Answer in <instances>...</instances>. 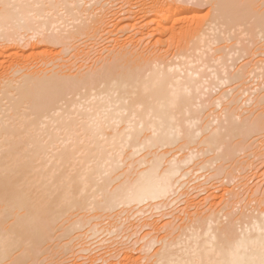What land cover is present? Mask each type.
<instances>
[{
	"label": "bare ground",
	"instance_id": "obj_1",
	"mask_svg": "<svg viewBox=\"0 0 264 264\" xmlns=\"http://www.w3.org/2000/svg\"><path fill=\"white\" fill-rule=\"evenodd\" d=\"M82 1L0 0V264H68L72 258L78 261L80 252L90 255L78 256V259L84 257L87 262L91 259L90 264H96L97 256L93 254L95 248L93 249L92 245H89L90 248L83 246L89 237L97 236L99 225L100 230L104 229V226H101L104 219L118 218L122 223L113 227L112 221L109 224L104 222L107 227L112 223L113 229L107 230L105 227L104 231H108V234L102 231L101 233L113 236L122 227L127 226L128 223L123 225L127 220L130 222L132 217L137 218L144 211L147 213V207L157 209L156 213L164 207H175L178 196H174L183 187H187L186 181H181L191 172H209L193 174L195 179L188 181L191 184L193 181H200L198 185L192 184L195 186L193 189L199 190V197V193H205L207 187L218 185L217 181L226 176L223 174H228V169L234 176L238 175L236 170H246V161L241 162V158L239 160V153L253 146L264 150V64H261L264 59L259 60L260 63L258 61L255 68H249L250 62H245L243 64H249H241L242 67L238 65V69L231 70L234 69L231 67L235 66L229 64L232 63V55H236L237 50H242L243 52H239L244 55L250 51L251 43L264 38V10L254 6L256 0H137L136 6L140 8V15H135L138 18L140 16L139 19L152 18L150 23V19L148 22L143 20L151 29L143 28L147 33H143V29L141 32L143 36L146 33L147 40L157 38L153 46L155 49L149 48L154 39L149 47L146 46L149 50L143 51V45L142 49H139L138 41H143L144 38L142 40L137 37L138 41H135L136 36L133 37L135 42L131 47L133 38L127 36L131 38V42L128 38V42L122 39L124 45L117 43L116 47L110 48L106 57L100 56L98 62H93V66L85 68L86 63H82L84 57L87 61L88 53L83 54L84 57L81 55V65L85 67H78L77 74H69L72 73L70 68H67L69 73L61 70L63 66L71 63V58L69 56L65 60L59 52L51 55L52 50H49L52 57L37 62L26 56L28 49L42 47L40 43L55 47L66 45L68 49L67 44H70L73 38H81L89 33L90 25L87 21H90L89 16L94 13L87 14L89 10ZM263 3L264 0L261 4ZM204 4H212L215 8V12L212 11L215 13L211 17L213 19L207 18L211 21H206V25L201 24L196 15L189 16V13L193 12L192 7ZM99 5L98 10L101 8ZM108 9L111 12V9ZM100 11L101 9L99 14L95 11L94 19L91 17L93 21L102 18ZM113 12L114 10L112 14ZM129 12L131 13V10ZM106 13L104 11L103 14L107 16ZM126 13L128 15V12ZM72 21H76L73 28ZM151 23H154L153 27ZM107 24L110 26V23ZM134 24L132 27L137 28L138 24ZM224 25H229L225 34L232 33V29L241 26L242 34L245 35L243 36H248V39L242 36L243 41L247 40L250 44L246 41L244 45L240 38L239 43L241 42L243 47L240 45L238 48V37L234 46L236 51L231 49L233 46L230 45L227 49L217 45L223 40H231L225 39L226 36L230 38L228 34H223L225 38H222V28H226ZM136 28H131V31L137 30ZM183 33L185 36L188 34V43L185 39L187 44L182 46L178 40L172 43L176 34ZM167 34L173 37L172 42L170 37L163 38ZM148 42L147 45L150 43ZM170 42L178 44L174 51H171ZM159 44H167V49ZM214 45L218 48H213ZM61 50L65 54L68 52L66 49ZM225 50L236 52L230 55L232 58L229 63L226 56L230 58V52L227 54ZM256 78H261L259 81L263 79V82H259L263 85L250 86L258 84L257 80V83H252ZM227 83L233 87L229 85L232 88L224 91L225 88L222 89L221 85ZM220 89L221 93H218ZM232 92L234 95H231ZM257 92L259 93L255 97L253 94ZM246 95L250 96L245 98ZM219 107L222 108L219 110ZM215 111L217 115L214 114ZM141 153L144 154L141 156ZM261 156L256 161H263ZM238 162L242 165L235 168L233 164ZM230 174L232 173L229 171ZM234 176L222 177L220 181L227 182L222 184L234 181L235 184L240 177L236 179ZM245 188L248 189V186L243 189ZM257 189L252 195L253 198H250L252 203L245 206L247 210L243 208L245 211H240V216L235 218L238 210H230L235 206L233 197L240 195L239 192L230 193L231 190H227L231 197L225 200V194H218L221 188L216 191L217 194L210 189L213 192L202 196L207 197L203 198L207 200L199 199L203 206L212 197L221 198L220 203L225 202V206H219L218 202V208H215V204L211 202V206L206 210L199 200L200 204L196 200L197 204L202 207L197 206L195 193L194 196L190 194L193 200H189L191 197L188 200L194 201L195 203H192L196 204L198 209L193 213L188 211V208L193 206L187 199L184 202L188 201V208L176 209L184 210L185 215L187 214V222L184 217L182 220V214L179 215L186 225L182 227L183 224L177 222L179 217L173 208H169L170 213L166 214L164 211L165 215L163 214V219L165 216L170 219L167 224L165 222L167 230L176 232L178 236L174 237L175 234L170 231L169 234L167 231L168 236L165 235L162 240L165 244L162 245V241L156 240L153 232L145 230L148 234L141 233V241H144V244L149 236H154L147 244H142L144 248L139 244L143 248L141 252L145 249L150 251L156 246L155 240L163 249L159 246L162 251L158 252L157 249L158 253H153V256L148 253L149 259L142 257L150 260L149 264H264V191H261V194L260 189ZM258 193L262 195L261 198ZM180 196L183 197L182 193L179 194V199ZM238 203L237 205H240ZM254 204L256 207L251 208ZM139 206L142 208H138ZM132 210L135 214H126ZM248 210L250 212L246 213ZM159 219L162 220V214L161 218L156 220ZM95 220L102 221L91 224ZM177 223L180 226H176ZM89 224L91 225L87 228ZM157 224L156 221L151 224L144 223L143 227L149 226L154 230L159 227ZM137 225L132 227L133 230ZM165 225L162 226L164 229ZM125 229L123 230L126 232L129 230ZM130 230L132 233L133 230ZM134 231L136 235L140 229ZM123 236L122 239H126L129 244L130 235L129 239ZM95 237L93 239H96ZM114 237L112 238L115 239ZM107 238L105 241H108ZM112 238H108L109 242ZM136 239L131 238V241L136 242ZM139 240L137 243H140ZM115 241L117 242V239ZM88 244L91 242L88 241L86 246ZM126 244L124 246L127 247ZM172 245H175L174 249L178 246V249L171 250ZM77 246L80 247L78 253L75 249ZM124 246L121 251L124 249L126 252L127 249L128 253L134 254V249L129 247V252ZM115 247L117 248L115 245L111 246L110 249ZM116 248L111 253H116ZM107 250L109 248L105 250L108 254ZM120 252L117 258L121 255ZM111 253L107 258L101 254L97 258L105 257L104 264L110 263L108 258L115 254ZM124 255L126 253L123 257ZM139 257L134 255L138 264L143 260ZM101 259L96 261L101 262ZM134 259L131 264L135 262ZM146 259L144 260L147 264ZM120 260L122 261V257ZM123 260L124 263H115L130 264L129 256ZM75 261L74 264L83 262Z\"/></svg>",
	"mask_w": 264,
	"mask_h": 264
},
{
	"label": "rangeland",
	"instance_id": "obj_2",
	"mask_svg": "<svg viewBox=\"0 0 264 264\" xmlns=\"http://www.w3.org/2000/svg\"><path fill=\"white\" fill-rule=\"evenodd\" d=\"M84 1H85V2H84ZM103 1L106 2L107 0H102V1H99V0H83V1H82V3L85 4L84 6L86 7V9L89 10L88 13L86 12L87 14L91 13V14H89V15H93V13H94V15H96L95 11L97 12V14H99L98 11L101 9L100 12H102V13H100V15H101L100 18H101V17H102V18L100 19L101 21H100L99 19H97V20L95 19V20L97 21V22H96L95 20L93 21V19H94L93 16H94V15H93V16H89V18H90L89 20H90V21H87V22L89 23V25H90L89 28H88L89 33H87V34L81 36V38H80V37H76L75 39L73 38L72 41L70 42V44H67V45H68V49H67V46H66V45H62V46H61V45H60V46L57 45V46L55 47V46H52V45L50 46L49 44H46V43H43V44L40 43V45H43L44 47H43V46H42V47L40 46V47H37L36 49H34V48H33V49H28V51L26 52V56H29V58L32 59V61L34 60L33 62H37V60H38V61H39V60L41 61L42 59H44V60H45L46 58L49 59L51 55H54V53H57V54H58V52H59V53L62 55L61 57H62L63 59H64V57H65V60H66V58H68L69 56H70L69 58H71V63L68 64V66H66V67L63 66L64 68H63V69L61 68V70L64 71V72L66 73L67 71H69V70L71 69L70 71H72V73H69V72H67V73H69V74H75V73H76V74H77V73L79 72V71H78V67H81V66H82V65H81V63H82L81 61H83V60H81V59H82V58H81V55L84 57L83 54L88 53V54H86V55H87V57H88V58H87V61H89V62H87V61H86V58L84 57L85 60L83 61L82 64L84 65V63H86V64H85L86 67H85V66H82V68H83V67L87 68V67H89V66H91V65L93 66V65L95 64V63H93V62H98L99 60L97 61V59H100V56H101L102 58H104V56L106 57V55L109 53L110 48L112 49L113 47H116V46H117V43L119 44V42H120L121 45H124V44H125L124 40L127 41V40H126V38H128L127 36H130V37H132V38L136 36V37H135L136 40H135L134 38L132 39L133 42H131V40H130L131 38H130V39L128 38V40H129L131 43H133V44H131V43L129 42V44H131V45H130L131 47L134 46V42H135V41H138V38H139V39L144 38V40H143V39H142V40H143L145 43H144L143 41H141V40L138 41L139 44H138V42L136 43V45L138 44V45L140 46L139 49H142L141 47H142V45H143V51H146L147 49L149 50V48H151V47L153 48V46H155L154 41L156 42V39H157V38L154 37V38H153L154 40H153L152 38H151V39L149 38L148 40L145 38V37H147V35H146L147 30H145V29H149V28L151 27V26H149L148 23H150V21H151L152 18H151V19L148 18V19H150L149 22H148V19H146V18L139 19L140 16H139V18H138L137 15H135V14L140 15V14L138 13V10H139L140 8H138V7L136 6V5H137L136 3H137L139 0H138V1H137V0H135V1H134V0H129V1H128V0H125V1H123V0H108V2H106V3L110 5V6L108 5L109 7L106 6L107 4H105V2H103ZM136 1H137V2H136ZM239 1L242 2V1H244V0H239ZM262 1H263V0H256V1L254 2V6H257V8H261L262 10H264V3L261 4ZM96 2H97V4H96ZM98 2H99V3H98ZM102 2H103V3H102ZM133 2L135 3V5H134ZM128 3H129V5H128ZM99 4H102V5H99ZM103 4H104V5H103ZM131 4H133V5L131 6ZM88 5H89V6H88ZM98 5H99V8L101 7L99 10H98ZM114 5H115V6H114ZM211 5H212V4L195 5V6L192 5V6H194V7L191 6L192 9H193V12L189 13V16H193V14H194V16H195V15L197 16L196 19H197V20H198V19L200 20L201 24H204V23L208 24V23L213 19V18H211V17H213V14H215V13H214V12H215V11H214L215 8H213V6H211ZM105 6H106V8H105ZM112 6H113V7H112ZM122 6H123V7H122ZM128 6H129V8H128ZM134 6H136L137 8L134 7ZM88 7H89V8H88ZM103 7H104L105 10H103ZM107 7L111 9V12H109L110 10H109ZM133 7H134V8H133ZM112 8H113V9H112ZM124 8H126V9L124 10ZM131 8H132V9H131ZM133 9H134V11H133ZM136 9H137V10H136ZM90 10H92V11H90ZM93 10H94V11H93ZM102 10H103V11H102ZM108 10H109V11H108ZM113 10H114V12H113V14H112V11H113ZM122 10L125 11V12L123 13ZM126 10H127V11H126ZM130 10H131V13L129 12ZM104 11H105V13H106V11H107L106 14H107L108 17H107L106 15L103 14ZM116 11H117V12H116ZM135 11H136V13H135ZM212 11H214V12H212ZM115 12H116V14H115ZM126 12H128V15H127ZM132 12H134V13H132ZM118 13H119V14H118ZM109 14H110L112 17H111ZM129 14H130V15H129ZM131 14H132V15H131ZM134 15H135V16H134ZM87 16H88V15H86V17H87ZM103 16H105V19L107 18V19H109V20H107V19H106V20H105V19L103 20ZM125 16H127V17H125ZM130 16H132V17H130ZM196 16H195V17H196ZM91 17H92L93 19H92ZM94 17H95V16H94ZM109 17H110V18H109ZM121 17H122V18H121ZM123 17H124V18H123ZM133 17H135V18H133ZM130 18H131V19H130ZM207 18H208V19H211V20H208ZM91 19H92V20H91ZM111 19H113V20L111 21ZM121 19H122V20H121ZM128 19H129V20H128ZM144 19H145L148 23H146V21H143ZM131 20H132V21H131ZM134 20H135V22L137 21V23H135ZM138 20H140V22H139ZM73 21H74V20H73ZM73 21H72V25H71V27L74 25L73 23L76 22V21H75V22H73ZM107 21H111V22H107ZM206 21H207L208 23H207ZM77 22H78V21H77ZM91 22H92V23H91ZM103 22H104V23H103ZM138 22H139L140 24H139ZM101 23H103V24H101ZM106 23H110V26H109V24L106 25ZM117 23H118V25H117ZM129 23H130V24H131V23H132V24L135 23L134 25L138 24L139 27H138V26H137V28H136V26H133V27H132V24L129 25ZM112 24H113V25H112ZM114 24H116V26H115ZM152 24L154 25V23H151L150 25H152ZM206 24H204V25H206ZM91 25H92V27H91ZM93 25H94V26H93ZM143 25H144V26H143ZM146 25H147V28H146ZM153 25H152V27H153ZM142 26H143V27H142ZM224 26H226V25H224ZM224 26H223V27H224ZM228 26H229V25H227L226 28H225V27L222 28V29H224V32L222 33V38H223V39L225 38V37H223V34H224L225 36L228 34L227 32H226V34H225V30H226V29L228 30ZM90 27H91V28H90ZM116 27H117V28H116ZM148 27H149V28H148ZM238 27H239V28H238ZM238 27H236V28H238V29H236V28L232 29V33L230 32V33L228 34V37H230V38H227V36H226L225 39H227V40H230V39H231L230 41L225 42V40L222 39V40H223V41H221L222 43L218 42V43H220V44L217 43V45H220L221 47L224 46V49H225V48H226V49L229 48V47H227V46L230 45V47L233 46V47H231V49H232V48L234 49V48H235V47H234L235 44H236L237 42L239 43L240 38H242L241 40L243 41V40H244L243 37L245 36L244 34H242L243 31H241V29H240L241 26H238ZM68 28H69V27H68ZM72 28H73V27H72ZM131 28H136L137 30L134 31V29H133V31H131V30H132ZM139 28H140V31H139ZM143 28H145V29H143ZM242 28H245V27L242 26ZM70 29H71V28H70ZM142 29H143V30H142ZM150 29H151V28H150ZM150 29H149V30H150ZM239 29H240V30H239ZM141 30H142L143 33L146 31V33L144 34V36H143V33L141 32ZM227 30H226V31H227ZM235 30H236V31H235ZM238 31H239V32H238ZM240 31H241V32H240ZM131 32H132V33H131ZM133 32H134V33H133ZM135 32H137L136 34H137L138 36L135 35ZM138 32H140V33H139L140 35L138 34ZM148 33H149V31H148ZM238 33H240V34H242V35L240 36V34H238ZM145 35H146V36H145ZM169 35H170V34H167V36H163V38L168 39V38L170 37L171 42H172V41H173V37H172V36H169ZM187 35H188V34H186V36H185L184 33H183V34H178V35L176 34V35H175L176 37H174V39H175V38H176V39H175L172 43H175V41L178 40V43H179V41L181 42V43H179V44H181V45H182V44L185 45L186 40H187V43H188V41H189V40H188L189 37H187ZM230 35H232L233 37L230 36ZM236 35H237V36H236ZM243 35H244V36H243ZM177 36H179V37L177 38ZM235 36H236V37H235ZM242 36H243V37H242ZM137 37H138V38H137ZM182 37H183V38L185 37V38L183 39ZM238 37H239V39H237ZM244 38L248 39V36H246V37H244ZM122 39H124V40H122ZM145 39H146V40H145ZM166 39H165V40H166ZM185 39H186V40H185ZM190 39H191V38H190ZM232 39H233L234 41H233ZM236 39H237V42L235 41ZM134 40H135V41H134ZM149 40H150V41H149ZM152 40H153V41H152ZM113 41H114L115 44L113 43ZM116 41H117V42H116ZM146 41H147V42L149 41L150 43L148 42L149 44L147 45V44H146V43H147ZM151 41L153 42V45H151V44H152ZM246 41H247V40L243 41L244 45H246V43L249 42V41H247V42H246ZM122 42H123V44H122ZM127 42H128V41H127ZM142 42H143V44H142ZM167 42H168V41H167ZM171 42L169 43L170 46H171L170 48H171V51H172V50L174 51V49L176 48V46H177L178 44H172ZM223 42H224V43H223ZM187 43H186V44H187ZM189 43H191V42H189ZM238 43H237V46H238V48H239L240 45L242 46V43H241V42H240L239 44H238ZM112 44H113V45H112ZM127 44H128V43H126V46L128 47L129 45H127ZM140 44H141V45H140ZM167 44H168V43H167ZM167 44H166V46H164L165 44H164V45L159 44V45H161L162 48H163V46H164V47L167 49V46H168ZM171 44H172V45H171ZM233 44H234V45H233ZM248 44H250V42H249ZM248 44H247V45H248ZM48 45H49L52 49H51L50 47H48ZM107 45H108L109 48H108V47H105V46H107ZM149 45H151V46L149 47ZM183 45H182V46H183ZM46 46H47V47H46ZM63 46H66V47H63ZM139 46H138V47H139ZM146 46H148L149 48H147ZM45 47H46V48H45ZM131 47H130V48H131ZM145 47H146V49H145ZM215 47L218 48L216 45H214L213 48H215ZM221 47H219V48H221ZM242 47H243V46H242ZM47 48H48V49H47ZM49 48H50V49H49ZM64 48H65L66 50H68V52H67L66 54H65L64 52H62V50H61V49L65 50ZM70 48H71V49H70ZM103 48H104V49H103ZM107 48H108V49H107ZM236 48H237V47H236ZM106 49H107V50H106ZM144 49H145V50H144ZM153 49H155V48H153ZM153 49H152V50H153ZM29 50H30V51H29ZM49 50H52V51H51L52 53H50ZM66 50H65V51H66ZM105 50L107 51V53H105V52H106ZM234 50H235V49H234ZM234 50H233V53H231L232 51L227 50L228 52H230L229 54H228V52H226V50H225V52L230 56V55L236 53V52H235L236 50H235V51H234ZM249 50H250V51H249ZM249 50H246V51H249V52H246V53H248V54H246L245 51H244V53H245L244 55H243L242 53L239 52V51H242V50H239V51L237 50L236 55H232L233 58H232V56H230V58H229L228 56H226L227 59H228V63H229V61H230L229 59L232 58V63H229V64H234V66H235V67H231V68H234V69H231V70H236V69H238V68H239L238 65H241V64H242V65L244 66V65H248V64H249V63L243 64V63H245V62H250V65H248L249 68H253V67L255 68V65L257 64V62H258L259 60L262 61V59H264V38H263V39H262V38H259V39H257L255 42L251 43V45H250V49H249ZM103 51H104V52H103ZM163 51H165V50H163ZM61 52H62V53H61ZM112 52H113V51H112ZM242 52H243V51H242ZM49 53H50L51 55H50ZM162 53H163V52H162ZM63 54H64V55H63ZM104 54H105V55H104ZM160 54H161V53H160ZM240 54H241V55H240ZM66 55H67V56H66ZM73 55H75V56H73ZM238 55L241 56V57L239 58ZM242 55H243V58H242ZM71 56L74 57V58H72ZM51 57H52V56H51ZM238 58H239V59H238ZM88 59H89V60H88ZM85 61H86V62H85ZM260 61H259V63H260ZM73 62H74V63H73ZM236 62H237V63H236ZM88 63H89V64H88ZM92 63H93V64H92ZM87 64H88V65H87ZM252 64H253L254 66H253ZM261 64H264V63H261ZM261 64H260V65H261ZM242 65H241L240 67H242ZM258 65H259V64H258ZM250 66H251V67H250ZM245 67H246V66H245ZM50 68H51V67H50ZM67 68H68V69L70 68V69L68 70ZM72 68H74L73 70H75V72H73ZM76 69H77V71H76ZM79 70H81V69L79 68ZM257 71H258V70H257ZM259 79H261V78H259ZM259 79L257 80V78H256V79L254 80V82H252V83H257V82H256V80H257V81H258V84H254V85L250 84V86L256 87L257 85L260 84L259 82H261V81L263 82V79L260 80V81H259ZM263 83H264V82H263ZM261 84H262V83H261ZM261 84H260V85H261ZM229 85L233 87V85L228 84V83L225 84V85H221V86H222V89L225 88L224 91H226V89L232 88V87H230ZM262 85H263V84H262ZM223 86H224V87H223ZM228 86H229V87H228ZM257 87H258V86H257ZM217 89H219V88H217ZM222 91H223V90H222ZM228 91L230 92L231 89L228 90ZM215 92H216V91H215ZM217 92H218V93H221V89L218 90ZM217 92H216V94H215L216 96L218 95ZM233 93H234V92H232L231 95H234ZM251 93H252V92H251ZM251 93H248V94H251ZM258 93H259V92L254 93L253 95H255V97H256V96L258 95ZM253 95H252V96H253ZM249 96H250V95H248V96L246 95L245 98H246V97H249ZM71 97H73V96L71 95ZM69 98H70V97H69ZM250 104H251V103H250ZM249 106H250V105H249ZM252 106H253V104H252ZM220 108H222V107H219L218 109L220 110ZM250 108H252V107L250 106ZM219 110H216V111H219ZM216 111H215L214 114L217 113ZM219 113H220V111H219ZM217 114H218V113H217ZM217 114H216V115H217ZM255 145H256V144H255ZM257 149H258V150H257ZM260 149H262V148H260V147H259V148H258V147L256 148V146H253V148L250 147L248 150L242 151L241 153L238 154V155L241 154L240 156H238V157H239V160H240V158H241V160H240L241 162H243V161H246V162H247V163L245 162L246 165L243 164V166H244V165H245V166H247V165L249 166V163L251 162V163H250L251 167L249 166L250 168L244 166V168H246V170H244V171H243V170H242V171H241V170H240V171H237V170H236V172H238V175H235L236 177L234 176L233 172H232L231 170H229V169H228V172H227L228 174H226V173L223 174L224 176L226 175L225 177H227V176H228V177H229V176H234V178H236V179H237V177L239 176L240 178L238 177V178H239L238 180H239L240 183H239L238 180H237V181L235 182V184H234V181H233V182L230 181V180L232 179V177H231L230 180H229V181L231 182V184H229L230 182H228V184H222V183H224V182L227 183L226 181H220L221 179L225 178V177L222 176L223 178L220 177V180L217 181V183H216V184L219 183V184H218L219 186L215 184V185H216L215 187H214V186H213V187L210 186V188L207 187V190H208V191L206 190L207 192H206V191H205V193L203 192L204 195H203V193L200 194V193L202 192V191H201V192L199 193V197H198L197 194H198L199 190H197V189H193V188L195 187L194 185H196V184L199 183L200 181H199V182H198V180H197V182L193 181L192 184L196 183V184H194V185H192V184H191L190 182H188V181L191 180V182H192V179H193V178L195 179V176H193V174H194V175H198L199 173L202 174V173L205 172V171H203V172L201 171V172H199L198 174H197V173L195 174L194 172H193V173L191 172V174H190L188 177H185V178H184L185 180H184V179L182 180L183 182L181 181V183H184V182L186 181L185 184L187 185V187H186L185 184H184L185 187H183L182 190H179V192H177L178 194H176V195L174 196V197H177V196H178V198H176V199H177L176 202H178V203L175 202V204H177L178 207H177V205H175V207H173L174 205H172L171 207H167V209H166V207H164L166 210H165L164 208H161V209H159L160 211L158 210L157 213H156V210H157V209L155 210L153 207H152V209H151V207L149 206L150 208L147 207V209H150L149 211H147V209L145 208L147 213H144V212H145V211H144L143 213H141L140 216L138 215L137 218H135L136 216L132 217V218L129 220L130 222H128V220H127V221L123 224L124 226H126L125 224L128 223L127 226H126L127 228H126V227H122V229L118 230L117 233H115L113 236H111V235H109V236H108V235H104V234H102V233H103V232H106L105 234H108V231H104V229H105V230H106V228H107V230H108V229H113V228H111V224H112V223L115 225V226H114V225H112V226H113V227H116V225L119 226L118 223H121V222L119 221L118 218H117L118 220H117L116 218H114V219H104V222H105V223H108V224L112 221V223L109 225L110 227H107L108 225H107V226L104 225V222L102 221V220H103V219H102V220H100V222L102 221L103 224H101V226H104V229H103V230H102V229L100 230V229H99L100 225H99V227H98V229H97V230H98V233H101V231H102V233H101V234H98V233H97V236L95 235L96 237H95L94 235H93V237H89L90 239H93L94 237H95L96 239H93L92 241H90V239L88 238L89 240H88V239H87V240L89 241V243L91 242V244H88V246H86L87 243H88V241H87L86 245H84L83 247H85V248H88V247H89V248H90V246L92 245L91 247H92L93 249L95 248L94 251L96 250L93 254H95L97 257H98V256L100 257V254H101L102 256L104 255V256H106V258H107V257L109 256V253H111L112 250H114V249L116 248V247H115V248L110 249L111 246L114 247V245H115V246H117V248H118V249L116 248L117 252L115 253V251H113L115 254H114V253H111V255L114 254L113 256H114L116 259H115L113 256H111V257H110L111 260H110V258H108V259H109L108 261H110L111 264H114L115 262H116V263H118V262H122V263H124V262H123V261H124L123 259H125L126 256H129V257H130V261H129V260H128V261H129L130 264H131V262H133L134 255H135L136 258H137V256L139 257L140 252L143 251V248H144L143 245L147 244V241L149 242V240L152 239V236H154V235L149 236V239H148L147 241L145 240L146 243L144 244V243H143L144 241H143V242L141 241V240L143 239V238L141 239L142 234L146 235L145 233L151 231V232H153L152 234H155L154 237H155L156 240H158L159 242L162 241V240L164 239L165 235L168 236V234H166L167 231H168L167 233H169V231H170L171 234H175L174 237L178 236V234H177L176 232L173 233V231H171V230H169V229L167 230V225H165V222H166V224H167V221L170 220V219H169L168 217L166 218V216H165V218L163 219V217H164L163 214H164L165 212H166V214H168V213H170V211H171L172 208H173V211L175 210V214H176L178 217H179V215L181 216V214H182V216H181V217H182V220H183V217H184V218H186L185 221L187 222L188 218H187V214L185 215V212H183L184 210H183V211H181V210H178V211H177L176 209H177V208L180 209V207H181V209L188 208V205H189V204H188V201H189V200H193V199H192V198H193L192 196H194V193H195L194 198H195V202H196V204H197V201H198L199 199L202 200V201L207 200V199H203V198H207V197H202V196H207L208 193H209L211 190L215 191V188H216V187H219V188H216V189H217L216 191H218V189L221 188V190L218 191V194H219V195H221V194H225L224 196L227 197V198L225 197V200H226V199H230V197H231V194H228L227 190H228V191L231 190L230 193H232L233 191H234V192L237 191V192L240 193V195H238L236 198L233 197V201H234V205H235V206H233L232 208L230 207V208H231L230 211H232L233 208H234L235 211L238 210V212H239V213H238V212L235 213V216L233 215L234 218H235V217H238V215L240 216V214H241L240 211H243L244 209L247 210L245 206H248V205L250 204V202L252 203V201H251V199L253 198L252 195L254 194L255 191L258 190L257 188L260 189V193H261V191H262V192L264 191V159H263V161H261V160H260V161H256L257 158H258L259 156L262 155L261 153L264 152V150H260ZM259 150H260L261 153H259ZM262 151H263V152H262ZM257 152H258V154H257ZM143 154H144V153H143ZM143 154L141 153L140 155L142 156ZM252 155H253V156H252ZM254 155H255V156H254ZM141 156H138V157H141ZM256 156H257V157H256ZM261 157L264 158V153H263V156H261ZM254 161H255V162H254ZM241 162H238V163H236V164H233V166L235 165V168H237V167H239L240 165H242ZM253 162H254V164H252ZM239 163H240V164H239ZM192 166H193V165H192ZM243 166H242V167H243ZM190 167H191V165H190ZM244 168H242V169H244ZM230 169H231V168H230ZM229 171H230L232 174L229 175ZM234 171H235V170H234ZM207 172H208V171H207ZM207 172H206V173H203V174H208L209 172H208V173H207ZM234 173H235V172H234ZM241 173H242V174H241ZM199 176H201V175H199ZM244 177H246V178H244ZM247 177H248V178H247ZM194 179H193V180H194ZM247 179H248V181H249V180H250V181L248 182ZM203 180H204V179H203ZM203 180H202V182H203ZM227 181H228V180H227ZM243 181H244V182H243ZM187 182H188V183H187ZM189 183H190V185H192L193 187L190 186ZM213 183H215V182H213ZM232 183H233L234 185H233ZM243 183H245V184L247 183V184H248V185L246 184V185L248 186V189H247V188L243 189L244 187H247V186H245ZM220 184H221V187H220ZM197 185H198V184H197ZM241 185H242V187H241ZM243 186H244V187H243ZM240 187H241V188H240ZM188 188H190V190H191V188H192L194 191L196 190V192H193V193H192L193 190L190 191ZM212 188H213V189H212ZM230 188H231V189H230ZM210 189H211V190H210ZM229 189H230V190H229ZM249 189H250V190H249ZM224 190H225L227 193H226ZM242 190H244V191H242ZM246 190H247V191H246ZM189 191H190V193H188ZM197 191H198V192H197ZM213 191H211V192H213ZM216 191H215V193L217 194ZM223 191H224L225 193H224ZM241 191H242V192H241ZM185 192H186V193H185ZM211 192H210V193H211ZM234 192H233V193H234ZM181 193H182L183 197L180 196L181 198L179 199V194L181 195ZM183 193H184L185 195H184ZM206 193H207V195H206ZM210 193H209V194H210ZM260 193H258V195H259ZM187 194H188V195H187ZM190 194H192V196H190ZM227 194H228V195H227ZM261 194H262V193H261ZM250 195H251V196H250ZM258 195H257V198H258ZM184 196H188V197L186 198V197H184ZM241 196H242V197H241ZM244 196H245V197H244ZM259 196H260V198L262 197V195H259ZM189 197H191V198H189ZM201 197H202V198H201ZM188 198H189V200H188ZM196 198H197V199H196ZM243 198H244V199H243ZM247 198H248V199H247ZM250 198H251V199H250ZM260 198H259V199H260ZM174 199H175V198H174ZM183 199H184V200H183ZM186 199L188 200L187 203L184 202V201H186ZM209 199H210V198H208V200H209ZM235 199H236L237 201H236ZM238 199H239V203H238ZM249 199H250V201H248ZM179 200H180V201H179ZM196 200H197V201H196ZM200 200H199V201H200ZM211 200H212V201H211ZM211 200H210V201H207V203H205L204 206H203L202 201H200V203H202V204H200L199 201H198V204L202 205V206H203V209L206 210V209L208 208V206H211V202H212L213 205L215 204V208L218 206L217 204H219V203L221 202V198H220V199H219V198H218V199H213V197H212ZM214 200H215V201H214ZM219 200H220V201H219ZM240 200H241V202H242V200H244V201L246 200V201L241 203ZM181 201L183 202V204H182ZM216 201H217V202H216ZM227 201H228V200H227ZM179 202H180V203H179ZM189 202H190V204H192L193 208H191V209L188 208V211H190V212L193 213V212H195V210L198 209V207H199L200 205L197 204L198 207L196 208V204H194V203H195L194 201H189ZM192 202H194V203H192ZM215 202H216V203H215ZM218 202H219V203H218ZM222 202H223V201H222ZM248 202H249V203H248ZM185 203H186V204H185ZM224 203H225V202H224ZM224 203H220L219 206H221L222 204L224 205ZM237 203L240 204V205H237ZM193 204L195 205V207H194ZM246 204H247V205H246ZM255 204H256V203H255ZM255 204H254V206L252 205L253 207L251 206V208L256 207ZM186 205H187V206H186ZM205 205H206L207 207H205ZM223 205H222V207L225 206V205H224V206H223ZM142 206H143V205H142ZM183 206H184V207H183ZM202 206H200L199 208H201ZM236 206H237V207H236ZM182 207H183V208H182ZM204 207H205V208H204ZM222 207H221V208H222ZM138 208H142V207L139 206ZM169 208H170L171 210H170ZM174 208H175V209H174ZM195 208H196V209H195ZM217 208H218V207H217ZM230 208H228V209H230ZM243 208H244V209H243ZM162 209H163V210H162ZM203 209H200V210L203 211ZM219 209H220V207H219ZM134 210H135V209H134ZM134 210H132V211L126 213V214L128 215V214L131 213V212H133V214H135V211H134ZM151 210H152V211H151ZM168 210H170V211H168ZM245 210H244V211H245ZM162 211H163V212H162ZM164 211H165V212H164ZM176 211H177V212H176ZM179 211H181V212L179 213ZM136 212H137V210H136ZM248 212H250V211L248 210L246 213H248ZM133 214H131V215H133ZM159 214H160V215H159ZM161 214H162V220L159 219V221H157L158 218H161ZM164 215H165V214H164ZM184 215H185V216H184ZM145 216H146V217H145ZM147 216H148V217H147ZM151 216H152V217H151ZM158 216H159V217H158ZM141 217H142L143 219H142ZM181 217L178 218L180 221L178 220L177 222L183 224V225H182V227H183V226L186 225L187 223H186V222H185V223L182 222ZM133 218H134V219H133ZM150 218H151V219H150ZM153 218H154V219H153ZM115 219H116V220H115ZM132 219H133V220H132ZM135 219H136V220H135ZM139 219H141V220L138 222ZM144 219H145V220H144ZM152 219H153V220H152ZM156 219H157V220H156ZM114 220H115L116 222H115ZM142 220H143V221H142ZM154 220L158 223L157 225H159V227L161 226L160 228L157 226V227H158V229H157L156 226H153V227H156V229L154 228V230H153V228H152V230H151V228H149V226H144V227H143L144 223H146V224H147V223L151 224V223L155 222ZM160 220H161V221H160ZM145 221H146V222H145ZM148 221H149V222H148ZM152 221H153V222H152ZM100 222H99V220H95V221H92L91 224H93V223H100ZM143 222H144V223H143ZM159 222H161V224H160ZM162 222H164L163 225H162ZM115 223H117V224H115ZM133 223H135V225H137V224L139 225V223H140L141 225H139V226L142 227V229H141V228L138 227V225H137L136 228L134 229V230L137 229V231H138V229H140V232H138L139 234H138V233L136 234L137 236L134 235V233H135L136 231H134L133 228H132V227H135V225H134ZM178 223L176 224V226H180V225H178ZM91 224H89V225L87 226V228L90 227ZM121 224H122V223H121ZM121 224H120V225H121ZM164 225L166 226L165 229L163 228ZM129 226H130V227H129ZM162 226H163V227H162ZM105 227H106V228H105ZM137 227H138V228H137ZM145 227H146V228H145ZM150 227H152V226H150ZM100 228H101V227H100ZM102 228H103V227H102ZM125 228H126L127 230H128V228H129V230H130V228H131V229L134 231V233H133V231H132V233H131V232H130L131 230H130V231L128 230L129 233H128V231H127V232L124 231L123 229H125ZM126 229H125V230H126ZM99 230H100V231H99ZM121 230H122V231H121ZM145 230H146L147 232H146ZM155 230H157V231H155ZM158 230H159V231H158ZM163 230H164V231H163ZM154 231H155V232H154ZM118 232H119V233L122 232V233L119 235ZM159 232H160V233H159ZM163 232H164V233H163ZM126 233H128V234H126ZM141 233H142V234H141ZM161 233H162V234H161ZM170 233H169V234H170ZM178 233H180V231H178ZM88 234L90 235V233H88ZM88 234H87L86 237L89 236ZM91 234H92V233H91ZM123 234H124V236L127 237V239H129L128 235H130L129 242L131 243V242L133 241V242L131 243V245L134 244L132 247H131L130 243H129V244L127 243L128 241H127L126 239H122ZM125 234H126V235H125ZM140 234H141V235H140ZM147 234H148V233H147ZM160 234H161V235H160ZM176 234H177V235H176ZM117 235H118L119 237H118ZM131 235H132V236H131ZM144 235H143V237H144ZM107 236H108V238H112V237L115 236V237H114L115 239L112 238V241H111V239H110V242H109V239L107 238ZM124 236H123V237H124ZM133 236H134V237H133ZM135 236H136V237H135ZM162 236H163V238H161ZM99 237H100L101 239H99ZM126 237H124V238H126ZM102 238H103L104 241L106 240L105 238H107L108 241H105V244L107 243V244H106L107 247H106V246L104 247L105 244L103 243L104 241L102 240ZM118 238H121L122 241L119 240ZM131 238H132V239H133V238H134V239L137 238L138 240L140 239V240H139L140 243H139V242L137 243V241H138L137 239H136V242H135V240H132V241H131ZM150 238H151V239H150ZM155 238H154V239H155ZM170 238H171V237H170ZM170 238H169V240H170ZM172 238H173V237H172ZM116 239H117V242L115 241ZM159 239H160V240H159ZM94 240H95V241H94ZM99 240H102L103 242H102V241H99ZM113 240H114V241H113ZM125 240H126V242H124ZM156 240L154 241V243L156 244V246H154L152 249H150V251L145 249L143 253L141 252V257H142V256L148 257L149 255L153 256V255L157 254L159 251H162L161 248L163 249V247L160 246V245H161L160 243H162V245H164L165 243H164L163 241L160 242V243L157 241V242H158V244H157ZM93 241H94L95 243H94ZM165 241H166V240H165ZM167 241H168V240H167ZM170 241L172 242L173 240L171 239ZM170 241H169V242H170ZM96 242H97V243H96ZM99 242H101V243H99ZM113 242H114V243H113ZM115 242L117 243V245H116ZM119 242L121 243L122 246H124V245L127 243V244H126L127 247L124 246L123 248H128V249H129V247H131V248H132V249L130 248L131 250L134 249V250H133V251H134V254L131 255L132 253H128L127 249H126V252H124V251H125L124 249H123V251H121V250H122V246H121V245H118ZM134 242H135V243H134ZM92 243H93V244H92ZM102 243H103L104 245H103ZM108 243H110L111 246H109L110 244H108ZM112 243H113L114 245H113ZM122 243H125V244L123 245ZM163 243H164V244H163ZM99 244H100V245H99ZM136 244H138V245H136ZM139 244H140V245L143 244V245H142L143 248H142L141 246H139ZM159 244H160V245H159ZM89 245H90V246H89ZM102 245H103V246H102ZM128 245H130V246H128ZM135 245H136V246H135ZM96 246H97V247H96ZM99 246H100V247H99ZM108 246H109V247H108ZM118 246H119V247H118ZM159 246H160L161 248H160ZM173 246H174V248H175V245H172V246H171L172 248L170 247V249L173 250V251H176V250L178 249V246L176 247L177 249H174ZM83 247H81V248H83ZM98 247H99L100 249H99ZM102 247H104V248H102ZM134 247H135V248H134ZM136 247H137V248L139 247L140 250H139V249H136ZM140 247H141L142 249H141ZM78 248H79V250H80V247H79V246H77V248H75L77 251L74 249V251H76L77 253H78ZM105 248H106V249L109 248V250H107V252H109L108 254L106 253V251H105L106 249H105ZM119 248H120V249H119ZM130 249H129V250H130ZM157 249H158V250H157ZM159 249H160V250H159ZM100 250H102V251H100ZM118 250H120L121 252L118 251ZM131 250H130L129 252H131ZM135 250H137V251L135 252ZM156 250H157L158 252H157ZM104 251H105L106 254L104 253ZM139 251H140V252H139ZM148 251H149V252H148ZM97 252H98V253H97ZM100 252H101V253H100ZM118 252H120L121 255H118V258H117V254H119ZM146 252H147V253H146ZM155 252H156V253H155ZM96 253H97V254H96ZM102 253H104V254H102ZM125 253H126V255H124L125 257H123V254H125ZM148 253H149V255H148ZM153 253H155V254H153ZM88 254L90 255V253H85V252H84V254H83V252H80L79 255H78V254H77V255H78V256H82V255H83L84 257H86V255H88ZM128 254H129V255H128ZM146 254H147V256H146ZM77 255H75V258H76ZM89 255H88V257H89ZM95 255H94V256H95ZM107 255H108V256H107ZM78 256H77V260H78V261L80 260V262L83 261V262H81V264H82V263H83V264H86V262H87L88 260H87L86 258H84V257H82V259H81V257L78 259ZM119 256H120V257H119ZM131 256H132V257H131ZM92 257H93V255H92ZM97 257H95V262H98V263H96V264H101V263L104 264V261H106V260H103V259H105V257H103V259H101L102 257H101V258H97ZM121 257H122V261L120 260ZM141 257H139V258H140V259H143V260L146 259L145 257H144V258H143V257L141 258ZM149 257H150V256H149ZM149 257H148L147 259H149ZM83 258H84V259H83ZM96 258H97V259H101L103 262H102V261L100 262V260H99V261H96V260H97ZM112 258H113V259H112ZM132 258H133V259H132ZM136 258H135V259H136ZM139 258H138V262L141 261V262H143V263L140 262L141 264H146V261H145V260H144V261H143V260H140V261H139ZM73 259H74V258L71 259L73 262L69 259V260L72 262V263H71V262L69 261V263L74 264L75 259H74V260H73ZM93 259H94V257H93ZM135 259H134V260H135ZM147 259H146V260H147ZM150 259H151V258H150ZM90 260H91V259H90ZM90 260H89V262H87V264H88V263L90 264ZM115 260H116V261H115ZM119 260H120V261H119ZM78 261H75V263L78 262ZM84 261H86V262H84ZM148 261L150 262V260H147V262H148ZM129 262H128V263H129ZM136 262H137V261L135 260V262L132 263V264H138V263H136ZM149 262H148L147 264H149ZM69 263H68V264H69ZM108 263H109V262H108ZM108 263H106V264H108ZM110 263H109V264H110ZM116 263H115V264H116ZM122 263H121V264H122ZM140 263H139V264H140ZM77 264H79V263H77ZM92 264H95V263L93 262ZM119 264H120V263H119Z\"/></svg>",
	"mask_w": 264,
	"mask_h": 264
}]
</instances>
